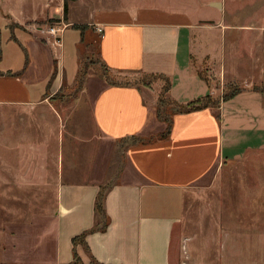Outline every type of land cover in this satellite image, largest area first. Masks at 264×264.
<instances>
[{
  "label": "crops",
  "instance_id": "0c3cea01",
  "mask_svg": "<svg viewBox=\"0 0 264 264\" xmlns=\"http://www.w3.org/2000/svg\"><path fill=\"white\" fill-rule=\"evenodd\" d=\"M101 1L115 3L93 7L85 19H68L57 48L33 25L62 19L65 0L0 5V109L26 112L40 129L28 135L39 140L62 127L59 108L65 107L52 96L61 80L75 77L82 49L90 51L95 34L98 64L109 72L89 74L80 102L70 107L87 115L79 118L86 121L81 132L88 133L69 139L85 145L76 150L83 169L75 163L50 173L45 154L55 137L28 142L42 153V165L22 176L49 183L54 210L35 238L5 234L0 264H92L91 257L98 264H170L188 188L224 162L264 151V0ZM202 64L213 76L199 73ZM136 73L166 78V96L174 103L219 96L226 83L239 90L220 96L217 107L171 114L170 132L159 138L167 126L157 116L161 85L119 82ZM132 135L152 139L131 143ZM61 144L59 137V151ZM113 160L118 171L104 201L109 224L86 235L87 248L76 245L80 262L74 263L71 239L93 225L95 197ZM51 176L53 183L45 179Z\"/></svg>",
  "mask_w": 264,
  "mask_h": 264
},
{
  "label": "rangeland",
  "instance_id": "374dc122",
  "mask_svg": "<svg viewBox=\"0 0 264 264\" xmlns=\"http://www.w3.org/2000/svg\"><path fill=\"white\" fill-rule=\"evenodd\" d=\"M113 3L115 2L101 0H65V8H61L62 19L36 20L33 28L67 23L68 19H85L93 7ZM0 5H4V0H0ZM226 38V41L229 40L228 34ZM98 39L97 34L92 37L90 51L82 49L77 74L70 81L66 78L61 80L57 86L60 91L52 96L54 100H61V106L65 107L59 108L64 122L62 127L54 130V135L50 128L47 136L38 140L36 135L27 134L28 131L36 134L40 129L26 112L0 109V244L5 234L12 238L18 235L35 238L42 231L44 221L53 214L55 199L54 193L46 190L49 183L42 185L40 182L36 183L37 177L22 176V171L29 166L36 168L42 165V153L29 149L28 142L51 141L55 137L53 149L45 154L47 160L44 164L50 168V173L58 168L65 172L70 164L75 163L77 168H84L82 162L76 161L79 159L76 150L85 145L77 144L76 141L75 145H71L69 139L74 135L83 136L88 133L85 128L81 132L87 115L70 107L80 102L81 90L84 89L89 74L105 77L109 73L98 64ZM203 65H200L202 68L198 70L199 73L207 77L213 76V72H209ZM158 81L162 89V102L159 104L157 101L156 107L160 117L168 118L178 104L166 96V78L136 73L121 75L119 79L121 83L140 86H156ZM51 85L52 81L47 86L49 90ZM224 86L219 96L210 95L212 100L218 102L220 96L227 97L239 90L238 84L226 83ZM49 90L46 95L50 93ZM80 116L84 118L80 119ZM59 137L62 139L60 151ZM35 147L40 148L41 145L35 144ZM116 153L115 162L121 155L119 150ZM87 155L88 152L83 154V159ZM114 160L101 184L109 186L115 181L118 169ZM45 179L52 183L54 181L53 176ZM30 239L28 242L31 244ZM171 259L170 264H264V151L248 152L235 160L224 162L211 177L188 188L181 219L173 229Z\"/></svg>",
  "mask_w": 264,
  "mask_h": 264
},
{
  "label": "trees",
  "instance_id": "16d2710c",
  "mask_svg": "<svg viewBox=\"0 0 264 264\" xmlns=\"http://www.w3.org/2000/svg\"><path fill=\"white\" fill-rule=\"evenodd\" d=\"M64 6H65V4H64ZM54 75H55V73H52L48 83L51 82ZM106 78L108 79V77H106ZM108 81L110 82V84H114L117 82L116 80H113V79H109ZM167 89H168V84H167L166 91H167ZM204 100H206V101H204ZM158 102H159V104H161V102H162L161 93L159 95ZM218 103H219V101L216 102V101L212 100L210 95H206V96H204L202 98H198L194 101L187 102L186 104L177 103L178 106L173 111V113L190 112V111H194V110L201 109V108L208 107V106L217 107ZM173 113H171V114H173ZM157 116H158V118H160L161 120H163L167 123L165 130L163 132L159 133L157 135V137L165 138L168 136V134L170 132V116L171 115L168 118L162 117V116L160 117L159 111L157 109ZM128 139L131 143H137V142L139 143V142H143L145 140H150V139H152V137L151 136L150 137H143V136H138V135H132ZM110 187H111V185L108 186L107 184H100L99 185V189H98V192L96 194L95 201H94V208H93L94 209V223H93V225L90 228L84 229L82 232H80L78 235L73 236L71 239L72 246H73L72 252H73V256H74V260H73L74 263L80 262L79 257H78L77 252H76V245L78 243H80V244H83L84 247L87 248L86 241H85L86 235L88 233H92L95 231H105L108 224H109L110 218L108 217V215L105 211L104 201H105L106 194H107ZM90 260H91L90 262L92 264H98V262L95 261V259L93 257H91Z\"/></svg>",
  "mask_w": 264,
  "mask_h": 264
},
{
  "label": "built area",
  "instance_id": "2783aa9c",
  "mask_svg": "<svg viewBox=\"0 0 264 264\" xmlns=\"http://www.w3.org/2000/svg\"><path fill=\"white\" fill-rule=\"evenodd\" d=\"M66 25L67 24L60 22L58 24L48 25L44 28L40 27L39 29L46 35L47 40L50 42V44L57 48L61 46L62 34ZM97 31L101 32L102 28H97Z\"/></svg>",
  "mask_w": 264,
  "mask_h": 264
}]
</instances>
